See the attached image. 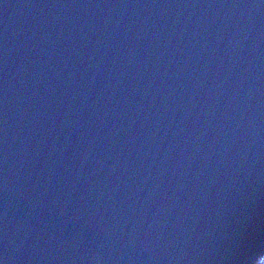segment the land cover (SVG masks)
Listing matches in <instances>:
<instances>
[{"label":"water","instance_id":"obj_1","mask_svg":"<svg viewBox=\"0 0 264 264\" xmlns=\"http://www.w3.org/2000/svg\"><path fill=\"white\" fill-rule=\"evenodd\" d=\"M264 0H0V264H258Z\"/></svg>","mask_w":264,"mask_h":264},{"label":"rangeland","instance_id":"obj_2","mask_svg":"<svg viewBox=\"0 0 264 264\" xmlns=\"http://www.w3.org/2000/svg\"><path fill=\"white\" fill-rule=\"evenodd\" d=\"M258 264H264V256L260 259V262Z\"/></svg>","mask_w":264,"mask_h":264}]
</instances>
